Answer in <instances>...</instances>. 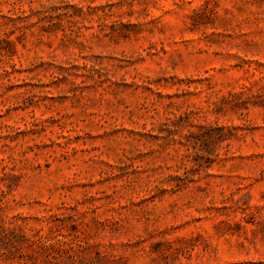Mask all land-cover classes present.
Masks as SVG:
<instances>
[{
  "label": "rangeland",
  "instance_id": "1",
  "mask_svg": "<svg viewBox=\"0 0 264 264\" xmlns=\"http://www.w3.org/2000/svg\"><path fill=\"white\" fill-rule=\"evenodd\" d=\"M0 229L62 244L0 264H264V0H0Z\"/></svg>",
  "mask_w": 264,
  "mask_h": 264
},
{
  "label": "trees",
  "instance_id": "2",
  "mask_svg": "<svg viewBox=\"0 0 264 264\" xmlns=\"http://www.w3.org/2000/svg\"><path fill=\"white\" fill-rule=\"evenodd\" d=\"M3 229H0V243L1 246H13L16 247L18 244L21 246L23 244H28L32 248V245L35 246L37 253H40L41 255L46 256V258L49 257L48 251L53 249V251H59L62 248V244L58 243H52V239H49L44 233H41L42 229L33 231L35 232L36 237L34 240H31L27 237L26 234L22 235H14L13 230H8L7 234H4L2 231ZM18 241H17V240ZM19 242V243H17Z\"/></svg>",
  "mask_w": 264,
  "mask_h": 264
}]
</instances>
